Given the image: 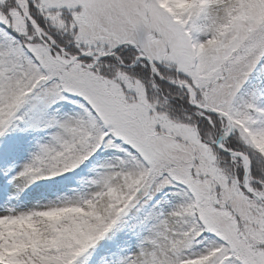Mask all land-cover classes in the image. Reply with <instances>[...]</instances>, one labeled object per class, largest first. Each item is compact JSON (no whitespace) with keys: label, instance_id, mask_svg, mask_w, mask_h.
Returning a JSON list of instances; mask_svg holds the SVG:
<instances>
[{"label":"snow or ice","instance_id":"1","mask_svg":"<svg viewBox=\"0 0 264 264\" xmlns=\"http://www.w3.org/2000/svg\"><path fill=\"white\" fill-rule=\"evenodd\" d=\"M0 264H264V0H0Z\"/></svg>","mask_w":264,"mask_h":264}]
</instances>
